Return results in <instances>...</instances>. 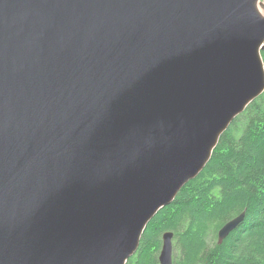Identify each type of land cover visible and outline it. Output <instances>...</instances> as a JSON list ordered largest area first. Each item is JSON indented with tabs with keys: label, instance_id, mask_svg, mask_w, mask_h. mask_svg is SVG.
Wrapping results in <instances>:
<instances>
[{
	"label": "water",
	"instance_id": "1",
	"mask_svg": "<svg viewBox=\"0 0 264 264\" xmlns=\"http://www.w3.org/2000/svg\"><path fill=\"white\" fill-rule=\"evenodd\" d=\"M258 1L0 0V264L128 263L264 93Z\"/></svg>",
	"mask_w": 264,
	"mask_h": 264
},
{
	"label": "trees",
	"instance_id": "2",
	"mask_svg": "<svg viewBox=\"0 0 264 264\" xmlns=\"http://www.w3.org/2000/svg\"><path fill=\"white\" fill-rule=\"evenodd\" d=\"M243 212L244 223L218 244L219 230ZM167 232L175 236L173 264H264V93L222 135L201 174L152 219L127 264H160Z\"/></svg>",
	"mask_w": 264,
	"mask_h": 264
},
{
	"label": "rangeland",
	"instance_id": "3",
	"mask_svg": "<svg viewBox=\"0 0 264 264\" xmlns=\"http://www.w3.org/2000/svg\"><path fill=\"white\" fill-rule=\"evenodd\" d=\"M257 10H258V12L264 17V0H259L258 1V3H257ZM261 11H263V12H261ZM215 240L216 239H213V243L215 242ZM175 246H176V244H175V241H174V253L176 252L175 251ZM140 247V246H139Z\"/></svg>",
	"mask_w": 264,
	"mask_h": 264
},
{
	"label": "bare ground",
	"instance_id": "4",
	"mask_svg": "<svg viewBox=\"0 0 264 264\" xmlns=\"http://www.w3.org/2000/svg\"><path fill=\"white\" fill-rule=\"evenodd\" d=\"M261 12H263V11H261Z\"/></svg>",
	"mask_w": 264,
	"mask_h": 264
}]
</instances>
